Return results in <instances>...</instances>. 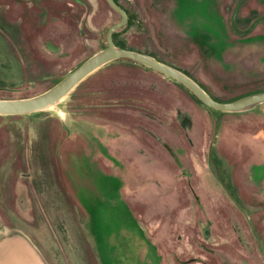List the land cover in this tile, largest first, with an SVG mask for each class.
<instances>
[{
    "label": "rangeland",
    "instance_id": "rangeland-1",
    "mask_svg": "<svg viewBox=\"0 0 264 264\" xmlns=\"http://www.w3.org/2000/svg\"><path fill=\"white\" fill-rule=\"evenodd\" d=\"M119 48L212 99L264 91V0H117ZM105 0H0V99L106 47ZM0 264H264V103L211 109L127 59L53 107L0 115Z\"/></svg>",
    "mask_w": 264,
    "mask_h": 264
},
{
    "label": "water",
    "instance_id": "water-1",
    "mask_svg": "<svg viewBox=\"0 0 264 264\" xmlns=\"http://www.w3.org/2000/svg\"><path fill=\"white\" fill-rule=\"evenodd\" d=\"M105 1L120 15V20L111 25L106 32V47L84 61L56 85L39 95L23 99H0V115L17 116L47 110L65 98V96L68 95L84 78L100 67L117 59H127L133 61L170 79H173L187 88L201 103L214 110L238 112L264 103V91L250 94L230 102L215 101L195 81L179 70L159 62L149 55L117 47L114 43L113 34L122 26L127 24L129 19L128 13L114 0ZM239 4L240 2H238L234 11L232 26L238 33L245 34L249 32L257 23L264 21V19L257 20L246 31H239L235 23V15L238 11Z\"/></svg>",
    "mask_w": 264,
    "mask_h": 264
},
{
    "label": "trees",
    "instance_id": "trees-1",
    "mask_svg": "<svg viewBox=\"0 0 264 264\" xmlns=\"http://www.w3.org/2000/svg\"><path fill=\"white\" fill-rule=\"evenodd\" d=\"M116 3H118V1L117 0H114ZM119 4V3H118ZM114 37H115V33L113 34V39H114Z\"/></svg>",
    "mask_w": 264,
    "mask_h": 264
}]
</instances>
